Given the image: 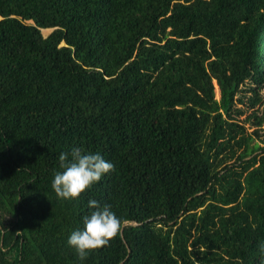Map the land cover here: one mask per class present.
Here are the masks:
<instances>
[{"label": "trees", "instance_id": "1", "mask_svg": "<svg viewBox=\"0 0 264 264\" xmlns=\"http://www.w3.org/2000/svg\"><path fill=\"white\" fill-rule=\"evenodd\" d=\"M263 98L264 0H0V264H264ZM73 148L115 171L61 200Z\"/></svg>", "mask_w": 264, "mask_h": 264}, {"label": "clouds", "instance_id": "2", "mask_svg": "<svg viewBox=\"0 0 264 264\" xmlns=\"http://www.w3.org/2000/svg\"><path fill=\"white\" fill-rule=\"evenodd\" d=\"M59 168L55 171L51 187L58 199H79L81 194L101 181L105 174L115 171L113 163L106 161L99 153H84L81 148H73L70 153L62 152L59 157ZM93 209L90 215L83 218V230L73 231L68 238L77 255L83 262L92 251L110 246L115 238H122L123 221L112 211V206H103L95 199L88 201ZM4 231L0 227V232ZM264 253V243L259 245Z\"/></svg>", "mask_w": 264, "mask_h": 264}, {"label": "rangeland", "instance_id": "3", "mask_svg": "<svg viewBox=\"0 0 264 264\" xmlns=\"http://www.w3.org/2000/svg\"><path fill=\"white\" fill-rule=\"evenodd\" d=\"M50 31H51L50 28H46V30L44 28L41 29V32H42V34L44 36L47 35ZM214 93H215V97L218 98L219 97V91H218V87L216 85L214 86ZM263 100H264V98H263ZM263 106H264V101H263L262 104L258 105V107H259L260 110H262ZM242 117L243 116H241L240 118H242Z\"/></svg>", "mask_w": 264, "mask_h": 264}, {"label": "bare ground", "instance_id": "4", "mask_svg": "<svg viewBox=\"0 0 264 264\" xmlns=\"http://www.w3.org/2000/svg\"><path fill=\"white\" fill-rule=\"evenodd\" d=\"M46 30V28H44Z\"/></svg>", "mask_w": 264, "mask_h": 264}]
</instances>
